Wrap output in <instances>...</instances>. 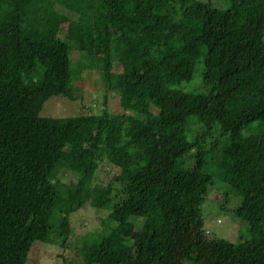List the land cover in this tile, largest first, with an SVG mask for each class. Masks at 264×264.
Returning a JSON list of instances; mask_svg holds the SVG:
<instances>
[{
  "label": "trees",
  "instance_id": "16d2710c",
  "mask_svg": "<svg viewBox=\"0 0 264 264\" xmlns=\"http://www.w3.org/2000/svg\"><path fill=\"white\" fill-rule=\"evenodd\" d=\"M212 1L0 0V264L62 236L68 248L88 207L115 225L62 264H181L212 241L202 205L216 180L243 195L235 216L254 241L225 257L264 264V131L243 134L264 125V0ZM90 71L123 111L40 116ZM197 73L202 91L185 93Z\"/></svg>",
  "mask_w": 264,
  "mask_h": 264
},
{
  "label": "rangeland",
  "instance_id": "374dc122",
  "mask_svg": "<svg viewBox=\"0 0 264 264\" xmlns=\"http://www.w3.org/2000/svg\"><path fill=\"white\" fill-rule=\"evenodd\" d=\"M214 5L218 8H227L230 0H213ZM53 5L42 4L41 11L45 15H51L54 11ZM98 76V77H97ZM102 78L96 71L85 73L84 80L78 85L71 86L73 99L66 98L62 95L51 97L44 105L40 113L42 117L49 118H69L81 115L94 114L101 115L105 110L109 112L123 111L120 97L113 95L105 101L106 91L100 84ZM202 77L197 73L190 83H184L185 93L202 91ZM264 131V125L252 124L244 130V136ZM184 167H189L190 162L183 161ZM109 171V168H105ZM115 174H99L98 182L105 184ZM77 175L68 173L63 177L65 183L74 184L77 182ZM215 184L210 186L208 197L202 205V212L205 218L204 230L209 241L205 249L200 252L197 246L186 247L183 254H179L182 260L181 264H233V256L225 257L228 250H238V247H253V239L249 233L248 225L242 224L236 216L235 212L243 201V195L235 188L227 186L220 181H214ZM107 212L94 210L93 207L84 208L71 216V226L74 234L69 237L68 248L62 246L64 236L59 237L56 242L45 244L37 242L31 253L29 254V262L27 264H62L63 261L73 260L74 253L80 252L82 247L92 245L97 242L103 233H108L112 223L108 221ZM144 218H131L127 232L125 234L135 237L142 230ZM104 235V234H103ZM222 239L223 245L220 251L217 240ZM249 241H245L248 240ZM243 241V242H242ZM37 252H35L36 250ZM35 250V251H34ZM178 256V257H179ZM63 258V259H62ZM180 258V257H179ZM80 259V258H79ZM80 264H86L85 261ZM235 260V259H234ZM74 261V260H73ZM92 264H129L119 260L107 257H97Z\"/></svg>",
  "mask_w": 264,
  "mask_h": 264
}]
</instances>
